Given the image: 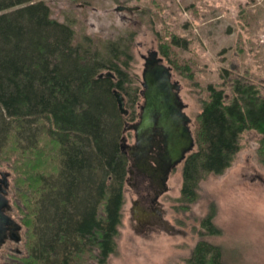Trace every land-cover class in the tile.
Returning <instances> with one entry per match:
<instances>
[{"label":"trees","instance_id":"obj_1","mask_svg":"<svg viewBox=\"0 0 264 264\" xmlns=\"http://www.w3.org/2000/svg\"><path fill=\"white\" fill-rule=\"evenodd\" d=\"M91 46L75 42L73 29L52 18L43 0H0V159L15 154L26 184L25 251L0 264H105L115 250L129 164L120 141L139 115L141 90L120 45L108 44L107 58ZM105 68L113 78L97 76ZM230 88L228 99L207 86L195 147L182 163V200L196 198L204 175L231 164L244 130L260 134L264 161V97L238 78ZM203 225L214 230L208 218ZM185 264H221L220 247L199 240Z\"/></svg>","mask_w":264,"mask_h":264},{"label":"rangeland","instance_id":"obj_2","mask_svg":"<svg viewBox=\"0 0 264 264\" xmlns=\"http://www.w3.org/2000/svg\"><path fill=\"white\" fill-rule=\"evenodd\" d=\"M43 1L52 18L73 29L75 42L90 41L92 50L106 58L108 44L120 45L125 56L130 55L128 70L140 90L142 55L157 49L180 85L192 133L209 84L223 89L230 99L231 81L238 78L264 97V0ZM117 5L139 8L118 11ZM163 48L168 57L162 55ZM142 102L140 95L134 105L137 114ZM124 135L132 145L133 132ZM259 139L255 130H244L231 164L221 174L204 175L192 201L180 198L183 161L178 164L160 198L161 218L144 210L135 179L125 181L115 250L105 264H185L199 240L220 247L221 264H264V161ZM14 155L0 159V171L9 172V213L22 226L21 240L2 246L0 263L25 251L21 190L26 184L19 181ZM207 218L214 230L203 225Z\"/></svg>","mask_w":264,"mask_h":264},{"label":"water","instance_id":"obj_3","mask_svg":"<svg viewBox=\"0 0 264 264\" xmlns=\"http://www.w3.org/2000/svg\"><path fill=\"white\" fill-rule=\"evenodd\" d=\"M121 8L118 5L116 10ZM143 67L141 71V95L143 102L140 105L138 119L126 123L124 132L132 131L134 142L129 145L126 136L121 137L120 148L129 153L136 161L144 156L153 147L155 135L162 137L165 152L162 156L165 172L181 163L186 155L194 149L195 141L190 127L191 118L185 113V104L179 96L180 85L172 78L171 67L163 62L157 49L147 51L142 55ZM98 77H114L112 71L100 72ZM118 109L121 114L127 115L123 94L118 89L113 90ZM9 172L0 171V246L4 241L5 232L20 230L21 224L7 213L9 199L7 188Z\"/></svg>","mask_w":264,"mask_h":264},{"label":"flooded vegetation","instance_id":"obj_4","mask_svg":"<svg viewBox=\"0 0 264 264\" xmlns=\"http://www.w3.org/2000/svg\"><path fill=\"white\" fill-rule=\"evenodd\" d=\"M121 6L129 7V8L128 9L121 8L118 11L132 12L139 8L138 6H130V5H121ZM164 152H165V148L162 141V137L159 135H155L153 138V147L148 152V154L144 156V159L140 161H136L133 157L129 155V153H126L129 158V164H128L127 177L125 181L126 182L129 181V178L135 179V184L140 195V200L145 206L144 210L153 212L158 218L162 217V212L159 210L160 201H161L160 198L168 190L167 180L169 174L178 165L177 164L175 167L165 172L164 169L165 163L162 158ZM128 175H131V177H129ZM8 189L9 186L7 188V195H8ZM134 204L137 205V202H134ZM7 213L10 215L9 209L7 210ZM20 230L13 232L7 228L5 232L4 241L1 244L0 249L2 248V246L5 245L7 241L19 242L21 240V235L19 233Z\"/></svg>","mask_w":264,"mask_h":264},{"label":"bare ground","instance_id":"obj_5","mask_svg":"<svg viewBox=\"0 0 264 264\" xmlns=\"http://www.w3.org/2000/svg\"><path fill=\"white\" fill-rule=\"evenodd\" d=\"M99 73H100V72H99ZM115 89H116V88H115ZM124 133H125V132H124ZM123 136H124V135H123ZM123 136H122V137H123ZM120 143H121V141H120Z\"/></svg>","mask_w":264,"mask_h":264}]
</instances>
